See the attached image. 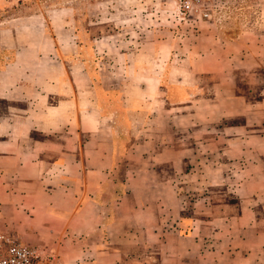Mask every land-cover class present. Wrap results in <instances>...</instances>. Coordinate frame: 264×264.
I'll return each mask as SVG.
<instances>
[{"label": "crops", "instance_id": "crops-1", "mask_svg": "<svg viewBox=\"0 0 264 264\" xmlns=\"http://www.w3.org/2000/svg\"><path fill=\"white\" fill-rule=\"evenodd\" d=\"M10 1L0 235L50 264H264V0L183 38L103 30L90 76L73 60L66 71L71 38Z\"/></svg>", "mask_w": 264, "mask_h": 264}, {"label": "rangeland", "instance_id": "rangeland-1", "mask_svg": "<svg viewBox=\"0 0 264 264\" xmlns=\"http://www.w3.org/2000/svg\"><path fill=\"white\" fill-rule=\"evenodd\" d=\"M16 1V0H15ZM175 0H17L12 8L22 5L25 14L42 15V29L51 37L60 29L63 38L75 42L71 53H63L66 71L70 60L90 76V37L102 36V32L115 38L135 39L136 35L148 36L150 30L175 32L183 38L188 32L195 31L200 24L227 25L245 20L248 15L259 12L261 6L256 0H208L206 7L215 11V18L207 23L190 20L179 23L174 18ZM255 2V4H252ZM4 4L3 8L7 6ZM254 7H253V6ZM61 10L49 19V13ZM71 13V14H70ZM6 16L5 10L0 11V18ZM244 16V17H242ZM67 17V19H65ZM192 28V29H190ZM156 37H164L163 33L155 32ZM113 50V49H112ZM83 67V68H82ZM87 80L80 79L79 86H87ZM19 241L20 239L17 238ZM23 243V242H22ZM25 244V243H24Z\"/></svg>", "mask_w": 264, "mask_h": 264}, {"label": "built area", "instance_id": "built-area-1", "mask_svg": "<svg viewBox=\"0 0 264 264\" xmlns=\"http://www.w3.org/2000/svg\"><path fill=\"white\" fill-rule=\"evenodd\" d=\"M208 0H175L174 18L179 23L190 20L205 23L215 18V11L206 7ZM50 257L37 247L29 246L13 235H0V264H50Z\"/></svg>", "mask_w": 264, "mask_h": 264}]
</instances>
